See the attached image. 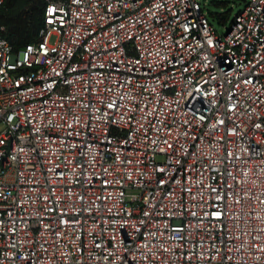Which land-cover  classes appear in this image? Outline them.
<instances>
[{"label":"built area","instance_id":"1","mask_svg":"<svg viewBox=\"0 0 264 264\" xmlns=\"http://www.w3.org/2000/svg\"><path fill=\"white\" fill-rule=\"evenodd\" d=\"M41 1L19 52L0 25V264H264V0L224 35L198 0Z\"/></svg>","mask_w":264,"mask_h":264},{"label":"trees","instance_id":"2","mask_svg":"<svg viewBox=\"0 0 264 264\" xmlns=\"http://www.w3.org/2000/svg\"><path fill=\"white\" fill-rule=\"evenodd\" d=\"M41 0H5L0 11V25L4 27L3 38L14 52L36 41L43 22Z\"/></svg>","mask_w":264,"mask_h":264},{"label":"rangeland","instance_id":"3","mask_svg":"<svg viewBox=\"0 0 264 264\" xmlns=\"http://www.w3.org/2000/svg\"><path fill=\"white\" fill-rule=\"evenodd\" d=\"M218 35H224L234 17L243 10L246 0H198Z\"/></svg>","mask_w":264,"mask_h":264},{"label":"snow or ice","instance_id":"4","mask_svg":"<svg viewBox=\"0 0 264 264\" xmlns=\"http://www.w3.org/2000/svg\"><path fill=\"white\" fill-rule=\"evenodd\" d=\"M55 11H56L55 7H53V8H50V9H49V15H51V14H52V13H54ZM110 106H111V105H110ZM256 127H257V128H259V127H260V125H259V124H257V125H256ZM217 215L219 216L220 214H219V213H217Z\"/></svg>","mask_w":264,"mask_h":264}]
</instances>
